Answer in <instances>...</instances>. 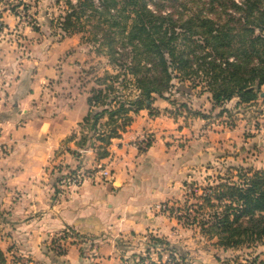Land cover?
<instances>
[{
    "label": "crops",
    "instance_id": "0c3cea01",
    "mask_svg": "<svg viewBox=\"0 0 264 264\" xmlns=\"http://www.w3.org/2000/svg\"><path fill=\"white\" fill-rule=\"evenodd\" d=\"M4 17L8 28L0 32V250L7 264L24 258L35 264H137L145 255L138 249L144 235H168V219L151 212L177 195L186 178L179 172L184 159L165 145L178 123L165 115L170 102L159 98L153 113L141 111L122 139L113 141L110 157L98 160L94 145L81 150L78 139L69 140L79 135V124L90 108L87 93L61 92L64 84L56 66L68 50L66 42L57 47L36 43V31L19 26L14 15ZM12 35L31 42L25 47L9 43ZM26 48L31 55L22 53ZM148 134L153 143L142 152L135 142ZM197 143L190 144L189 159L195 165L212 162V146ZM197 145L205 152H193ZM103 165L112 170V181L88 180L77 190L59 181L69 172ZM68 229L92 241L68 237V252L58 256L50 246ZM130 238L140 247L122 246Z\"/></svg>",
    "mask_w": 264,
    "mask_h": 264
},
{
    "label": "trees",
    "instance_id": "16d2710c",
    "mask_svg": "<svg viewBox=\"0 0 264 264\" xmlns=\"http://www.w3.org/2000/svg\"><path fill=\"white\" fill-rule=\"evenodd\" d=\"M66 1L74 12L62 24L63 31L75 35L80 33L84 17L98 19L92 28L108 42L117 70L96 80L88 98L89 113L79 124V135L69 139H78L81 150L94 145L100 161L110 157L113 141L122 139L141 111L153 113L157 98L169 101L167 95L176 81L191 82L195 88L204 85L214 107L220 108L235 99L239 100L237 106L251 105L262 94L264 0H100V6L94 0H79L78 6ZM119 5L122 10L107 30V22L103 24L100 17L120 11ZM195 117L206 119L204 114ZM69 153L80 158L77 151ZM238 178L240 182L211 188L212 194H194L205 207L214 210L202 229L208 236L217 237L218 247L227 251L264 241V172L244 174L242 170ZM203 209L201 205L198 211ZM185 211L191 217L189 208ZM176 217L182 220L183 216ZM198 221L196 217L194 223ZM68 237L84 239L68 229L53 243ZM150 243L149 247L155 249L170 246V250H176L153 235ZM146 252L140 264H157L151 260V250ZM182 259L186 262L185 257ZM0 262L7 264L1 250Z\"/></svg>",
    "mask_w": 264,
    "mask_h": 264
},
{
    "label": "rangeland",
    "instance_id": "374dc122",
    "mask_svg": "<svg viewBox=\"0 0 264 264\" xmlns=\"http://www.w3.org/2000/svg\"><path fill=\"white\" fill-rule=\"evenodd\" d=\"M94 1L100 6V0ZM71 2L73 6L79 5V0ZM119 10L105 18L100 17L103 24L107 22V30L111 28V22L116 21L122 5H119ZM73 12L66 0H0V19L4 22V28H8L4 16L11 14L17 17L19 26L36 31L37 35L33 40L36 43L49 44L47 47H51L66 42L68 50L60 55V63L56 66L59 80L64 84L61 92L68 90L90 96L98 78L116 74L117 70L109 54L108 42L97 36L92 28L98 19L93 21L89 16L84 17L79 24L80 33L75 35H67L63 31L62 24ZM128 15L129 12H126V16ZM8 38L9 43L24 47L31 42L23 35H12ZM43 52L42 57L46 56V52ZM22 53L31 55L32 52L26 48ZM37 57L40 58V54H35V58ZM23 58L31 59V56L25 55ZM167 98L174 104L170 103L171 109L165 115L178 123L171 129L174 134L169 135L165 145L168 150L177 153L174 155L179 160L184 159V167L179 172L186 174V178L178 194L162 204L161 209L157 207L151 213L162 214L168 219L167 225L163 224L168 235L164 234L159 238L168 241L176 250H170V246L157 249L152 245L149 247L152 235L148 233L142 238L143 246L138 248L142 252L139 254L147 257L146 251L151 250V260L157 264H176V261L180 264H264V241L257 246L237 250L227 251L218 247L217 237L208 236L202 229L203 223L211 220L214 210L205 207L204 201L194 196L212 194L211 188L223 183L240 182L238 175L242 170L244 174L264 172V98L260 96L251 105L237 106L239 100L235 99L224 107H214L211 94L205 92L204 85L195 88L193 83L181 81L175 82V88ZM182 106L187 107L184 109ZM196 114H204L206 119H201L202 122L195 121L194 119H198ZM146 136L152 140L151 135ZM195 142L206 147L212 146V162L195 165L189 159L187 154L191 150L190 144ZM199 147L197 145L193 152L204 153V148ZM201 205L204 209L198 211ZM185 208H189L191 217L186 216ZM172 210L176 213L172 214ZM179 215L183 216L182 220L176 217ZM196 217L199 221L194 223ZM89 239L84 238L87 244L92 241ZM122 242L124 247H131L133 243L140 247V242L132 238ZM184 257L186 262L182 259ZM23 260L32 262L26 258L21 259ZM137 264H140V259Z\"/></svg>",
    "mask_w": 264,
    "mask_h": 264
},
{
    "label": "built area",
    "instance_id": "2783aa9c",
    "mask_svg": "<svg viewBox=\"0 0 264 264\" xmlns=\"http://www.w3.org/2000/svg\"><path fill=\"white\" fill-rule=\"evenodd\" d=\"M4 22L0 19V32L4 30ZM135 145L142 151H148L152 146V140L149 136H144L141 139L136 140ZM114 175L112 170L103 165L95 170L84 172V170L77 171L76 174L65 175L62 178V186L68 190L74 189L77 190L84 185L88 180L90 181H112ZM159 209L162 207L158 206ZM165 208V207H164ZM68 243L65 240H60L51 245V248L58 256H63L68 252ZM20 264H34L31 261L23 260Z\"/></svg>",
    "mask_w": 264,
    "mask_h": 264
},
{
    "label": "water",
    "instance_id": "95a60500",
    "mask_svg": "<svg viewBox=\"0 0 264 264\" xmlns=\"http://www.w3.org/2000/svg\"><path fill=\"white\" fill-rule=\"evenodd\" d=\"M262 98H264V93L261 95Z\"/></svg>",
    "mask_w": 264,
    "mask_h": 264
}]
</instances>
